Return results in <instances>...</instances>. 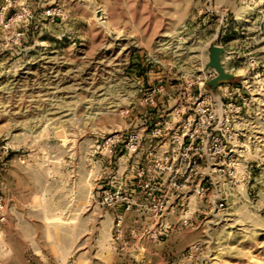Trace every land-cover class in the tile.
<instances>
[{
	"label": "rangeland",
	"instance_id": "obj_1",
	"mask_svg": "<svg viewBox=\"0 0 264 264\" xmlns=\"http://www.w3.org/2000/svg\"><path fill=\"white\" fill-rule=\"evenodd\" d=\"M198 90L264 102V0H0V264H264V120L202 197L144 179L157 212L117 142Z\"/></svg>",
	"mask_w": 264,
	"mask_h": 264
},
{
	"label": "built area",
	"instance_id": "obj_2",
	"mask_svg": "<svg viewBox=\"0 0 264 264\" xmlns=\"http://www.w3.org/2000/svg\"><path fill=\"white\" fill-rule=\"evenodd\" d=\"M208 74L212 77L210 72ZM205 78L203 75L202 79ZM226 86L232 94L239 91L238 87ZM204 95L200 90L191 91L184 102L174 100L147 128L145 135H133L128 144H124V133L120 131L117 135L121 150H128L133 156L136 190L151 200L155 212L163 210L170 202L172 206L177 205L188 193L184 190L189 189L187 184L192 175L199 178L194 192L200 197L207 191L210 175L232 177L247 152L250 135L261 134L256 132L259 126H253L255 131H252L249 125L264 120L263 101L240 97L213 105L203 99ZM142 141L149 142L145 151L141 149ZM144 179L159 186H162L159 181L168 182L170 202L159 188L152 191L155 194L149 192V184ZM211 203L219 210L225 198L214 199ZM180 222L182 226L187 225L186 218L181 217Z\"/></svg>",
	"mask_w": 264,
	"mask_h": 264
},
{
	"label": "water",
	"instance_id": "obj_3",
	"mask_svg": "<svg viewBox=\"0 0 264 264\" xmlns=\"http://www.w3.org/2000/svg\"><path fill=\"white\" fill-rule=\"evenodd\" d=\"M222 52L223 49L215 45H211L208 48V61L206 67L212 68L216 73L215 77H213L209 83L212 89L216 88V86L221 81H228L233 79L232 75L224 70L222 63L220 62Z\"/></svg>",
	"mask_w": 264,
	"mask_h": 264
}]
</instances>
